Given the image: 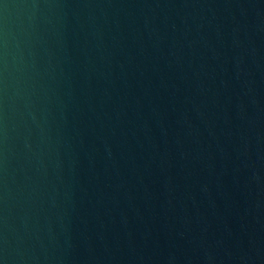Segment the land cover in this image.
<instances>
[{
  "label": "water",
  "instance_id": "obj_1",
  "mask_svg": "<svg viewBox=\"0 0 264 264\" xmlns=\"http://www.w3.org/2000/svg\"><path fill=\"white\" fill-rule=\"evenodd\" d=\"M0 264H264V0H0Z\"/></svg>",
  "mask_w": 264,
  "mask_h": 264
}]
</instances>
